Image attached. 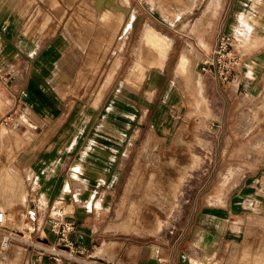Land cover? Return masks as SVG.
I'll use <instances>...</instances> for the list:
<instances>
[{"label": "rangeland", "instance_id": "obj_1", "mask_svg": "<svg viewBox=\"0 0 264 264\" xmlns=\"http://www.w3.org/2000/svg\"><path fill=\"white\" fill-rule=\"evenodd\" d=\"M125 1L123 19L113 16L105 23L106 30L100 35L99 19L96 18L99 12L91 0H0V70L7 72L5 62L12 59L18 63L20 59L15 68H19L23 76L22 80L16 79L12 72L5 75L0 71V163H9L14 157L19 146L17 134L21 130L26 139L23 149L26 167L20 171L27 188L25 199L13 207L4 205L6 208L2 209L0 202V209L7 211L11 227L10 230L0 227V243L19 235L18 230L24 231L23 235L27 237L29 232L24 228L27 225L24 226L23 217L31 190L39 188L34 193L44 205L40 193L44 196L52 189L58 197L68 199L70 183L84 186L85 180L81 176L57 177L51 174L54 168L66 162L47 159L51 151L53 155L57 151L62 154L77 145L80 147L87 138L92 142L97 136L138 137L132 154L136 163L122 193H118L119 199L114 200L108 228L116 235L147 236L162 235L165 231L169 235L173 226L177 228L179 194L180 198L187 197V192L182 194L184 186L179 189V184L191 179L188 176L190 171H195V175L192 174L195 177L196 173H206L213 162L212 152L223 146L216 125L223 114H219V108L222 109L225 102L209 100L203 87L201 94L205 104L201 110H193V99L188 100L194 97L191 92L194 77L200 78L203 74L199 70L200 58L209 49L200 43L201 38L205 41L204 33L210 20V16L204 13L208 0H194L191 7L179 14L175 4L168 3V0ZM130 25L134 30L129 33ZM148 25L166 37L170 44L160 69H147V77L136 89L140 81L127 80L126 75L136 63L140 37ZM55 41L57 47L48 52V44ZM185 52L191 58V71L179 79H172L169 99L176 111L168 120V133H172L174 139L163 144L155 134L149 133V123L154 118L149 109V97L157 87L153 77L164 69L165 61L172 71ZM35 59L40 64H35ZM49 59L57 61L54 68H49L55 76L45 70V61ZM176 71L175 66L173 74ZM48 74L51 79H44ZM31 82L33 85L28 87ZM64 82L65 89L56 85ZM160 92L161 89L155 101ZM257 97L255 108L243 116L252 123H262L259 132L252 128V123L241 129L250 137H264V115L260 111L264 105V81L258 88ZM36 106H43L41 114L47 120L44 127L45 122L36 118L29 123L22 121L26 109ZM148 139L150 153L149 160H145L140 154ZM8 147L13 148L10 155L5 151ZM181 169L185 170L184 174H179ZM260 173H264V169ZM131 178H135V184L126 191ZM172 180L176 181L174 185L170 183ZM262 187L264 190V179ZM261 195L264 198V191ZM65 210H72L71 202L67 203ZM250 212L252 216L253 210ZM48 213L44 221L48 220ZM123 223H128L136 231L117 230L116 227ZM49 224H46V235H52ZM257 224L250 226V219L245 225L242 233L245 238L237 247L236 264H251L264 248V219ZM113 247L111 242L109 251L100 250V253L111 254Z\"/></svg>", "mask_w": 264, "mask_h": 264}, {"label": "crops", "instance_id": "obj_2", "mask_svg": "<svg viewBox=\"0 0 264 264\" xmlns=\"http://www.w3.org/2000/svg\"><path fill=\"white\" fill-rule=\"evenodd\" d=\"M204 13L211 16L204 33L207 45L208 42L209 45L215 44L220 35H228L235 40L238 51L244 55L231 81H220L212 73H203L200 78L194 77L195 81L198 79L202 84L209 100L225 102L224 107L219 108V114H223L216 125L221 132L220 140L223 146L212 152L213 162L206 173H196L195 177V171H190L188 176L191 179L179 184V189L184 186L182 194L187 192V197L180 198L179 194L177 228L174 229L173 226V229L168 231L169 235L166 231L162 235L147 236L112 233L108 228L110 213L115 206V198L119 199L118 193H122L136 163L132 154L138 137L97 136L92 142L87 138L80 147L77 145L62 154L57 151L53 155L51 151L46 157L66 161L54 168L51 174L54 173L57 177L81 176L85 180L84 186L70 183L69 197H64L66 204H72V210L67 217L75 223L70 237L82 253L75 259L53 261L46 256L38 257L37 247L24 242V238L36 241L39 237H45L47 246L55 243V236L45 233V230H48L46 224L49 218L47 221L44 219L53 199L62 197H58L55 190L50 189L44 196L40 193L45 202L41 205L39 196L37 200L34 193L39 189L37 187L29 192L30 199L26 207L31 204L38 209L40 219L45 225L40 230L41 235L28 233L25 237L22 235L24 231L18 230L19 235L9 243L14 248L8 245L2 249L0 246V264H225L233 247L243 243L245 235L242 233L249 220L264 219V198L261 195L264 191V173H260L264 169V137H250L247 132L241 131L251 126L252 122L243 116L255 108L258 88L264 81V0H208ZM132 27L130 25L129 33L134 30ZM47 47L48 52L56 48V41L50 42ZM34 62L40 64L38 59ZM5 63L7 72L0 70L1 72L5 75L12 72L16 79H23L19 68H15L17 62L10 59ZM45 63V70L54 75L49 68H54L53 65L57 64V61L49 59ZM163 66L164 69L153 77L157 87L150 93L149 98V109L153 111L154 117L149 123V133L155 134L166 144L174 139L172 133H168V120L176 111L169 99L176 65L172 71L167 61ZM46 76L44 79H51L50 74ZM33 79L34 75L31 81ZM64 84L65 82L56 85L65 89ZM32 85L31 82L28 87ZM160 89V97L155 101ZM42 111L43 106L27 108L22 121L29 123L36 118L45 122L44 127L47 120L43 118ZM261 126V122L252 123V128L257 132ZM17 139L19 146L12 161L19 169L22 187L18 197L14 198L16 200L11 199L4 203L10 204L8 208L23 201L27 195L26 180L20 171L26 167V153L23 151L26 139L21 130ZM76 166L78 168H74ZM23 222L25 226V215ZM24 228L26 229V226ZM175 232L177 235H172ZM111 242L114 243L112 253H100L101 247ZM250 263L264 264V248L258 259Z\"/></svg>", "mask_w": 264, "mask_h": 264}, {"label": "bare ground", "instance_id": "obj_3", "mask_svg": "<svg viewBox=\"0 0 264 264\" xmlns=\"http://www.w3.org/2000/svg\"><path fill=\"white\" fill-rule=\"evenodd\" d=\"M91 1L99 12V14H97L96 18L99 19L98 26L100 28L98 27V32L100 33V35H103V32H105V30H106V28H104V27H106L105 23L110 21L113 16L117 15L120 20L123 19L125 13H124L122 6L127 5L125 0H91ZM167 2L168 3L172 2L173 4H175V7L177 9V14H179V12L183 11V9H188L189 7H191L194 3V0H168ZM181 5L183 7H181ZM128 25H129V23L127 24L126 27H128ZM115 33H116V30H114L113 36H115ZM200 43H201L202 47L210 48V47H208L209 44L207 45V43L202 38L200 39ZM169 44L170 43H169L168 39L166 37H164L162 34H160L152 26L148 25L145 27V29L142 32V35L140 37V41H139V44L137 47L136 63L129 70V72L126 75L127 80H130V81L138 80V81H140L137 84V87L135 85L136 89H138L140 87V84L143 83L144 78L147 77L146 75L148 72L146 73V71H148L149 69H151L153 67L160 69L162 62H163V59H164L163 55L169 49L168 48ZM207 50H209V49H207ZM190 59L191 58H190V55L188 52L182 53L180 55L178 62H177V65H176L177 71L174 74L175 80L179 79L183 75L187 74L188 71H191L190 70V66H191L190 65V63H191ZM128 83H130V82H128ZM125 87H127V86H125ZM131 88H133V87H131ZM201 88H202V84L197 79L195 81L194 85L191 87V89H192L191 92H192V95L194 97H191L188 99L189 101H191L190 99H193L192 100L193 110L199 111V110H201L202 105L205 104L204 100H203L204 98L202 97V94H201ZM148 89H149V87H148ZM146 92H147V90H146ZM149 98H151V96ZM163 111H164V109H163ZM260 111L262 112V113L261 112L260 113L264 115V106H262L260 108ZM148 142H149V139L144 144V146L142 148V152L140 154L145 160H149V153L150 152H149V148H148V146H149ZM12 150H13V148L8 147V148H6L5 151L7 152L8 155H10ZM12 160H13V157H12V159H10L9 163H5V162L0 163V202L2 203V206H1L2 209L4 207L3 205H7L4 203L8 202V200H11V199L16 200L14 198L18 197V195L20 194L19 190L22 187V179H21L20 174H19V169L13 163ZM191 166H193V165H191ZM182 168H183V166H182ZM184 171L185 170L181 169L179 174H182V173L184 174L185 173ZM227 179H225V180H227ZM175 182L176 181H173V180L170 181L171 185H174ZM225 183H227V182L225 181ZM225 183H224V185H225ZM134 184H135V178H131L127 187H126V191L131 190L133 188ZM152 195L155 196L154 194H152ZM220 203H222V202H220ZM8 205H10V204H8ZM8 205H7V207H8ZM4 208H6V207H4ZM8 223L9 222L7 220V214H6L5 223L1 227L3 229L10 230L9 228H11V227L8 225ZM257 223H258V220L251 219V225L250 226H255V224H257ZM113 225H111V226L113 227ZM116 229L120 230L122 232H128V231L132 232V230H135V229H131L130 225L128 223H123V224L117 226ZM158 230H159V226L156 228V231H158ZM237 247H238V245L233 247V249L230 252L229 258L225 264H236V260H237V256H238ZM108 249H109V244L103 245V247H101L102 251H104V250L109 251Z\"/></svg>", "mask_w": 264, "mask_h": 264}, {"label": "built area", "instance_id": "obj_4", "mask_svg": "<svg viewBox=\"0 0 264 264\" xmlns=\"http://www.w3.org/2000/svg\"><path fill=\"white\" fill-rule=\"evenodd\" d=\"M244 53L239 52L234 39L228 35H220L216 43L205 51L200 60L199 70L202 73H212L220 81H231L238 66H240ZM66 201L57 198L53 201L49 213L50 232L55 236V243L52 246L45 244V237H39L36 241L23 239L37 247L38 257L46 256L48 259L58 261L60 259H75L82 252L77 249L71 233L75 229V223L70 217L69 211L65 210ZM6 211L0 209V227L5 223ZM26 229L29 234L38 233L43 226L39 211L36 207L28 204L25 210ZM23 235V234H22ZM10 237V235H8ZM12 239L2 240L1 248L8 247ZM162 264V262H160Z\"/></svg>", "mask_w": 264, "mask_h": 264}]
</instances>
